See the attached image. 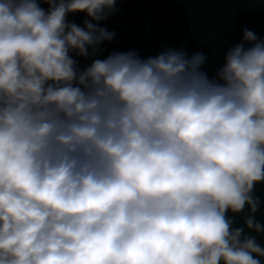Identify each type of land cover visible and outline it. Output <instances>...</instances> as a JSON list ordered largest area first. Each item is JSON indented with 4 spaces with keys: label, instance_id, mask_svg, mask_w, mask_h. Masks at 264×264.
Wrapping results in <instances>:
<instances>
[{
    "label": "clouds",
    "instance_id": "clouds-1",
    "mask_svg": "<svg viewBox=\"0 0 264 264\" xmlns=\"http://www.w3.org/2000/svg\"><path fill=\"white\" fill-rule=\"evenodd\" d=\"M43 2L0 0V264H261L226 213L264 181V40L214 79L173 49L78 71L117 0Z\"/></svg>",
    "mask_w": 264,
    "mask_h": 264
},
{
    "label": "water",
    "instance_id": "water-1",
    "mask_svg": "<svg viewBox=\"0 0 264 264\" xmlns=\"http://www.w3.org/2000/svg\"><path fill=\"white\" fill-rule=\"evenodd\" d=\"M37 3L46 13L49 11V4L43 0ZM86 19L90 20L85 12L66 16L67 23L80 27ZM92 22L115 35L112 40L103 41L95 52L89 48L87 57L71 52L78 71L85 70L94 59H105L115 52L135 51L146 59L173 49L189 57L202 53L206 60L201 71L214 79L228 50L243 40L245 29L264 40V0H117L115 9L105 19ZM251 195L258 201L254 213L246 205L238 213L229 210L226 217L232 221L233 229H243L241 239L254 238L264 248V231L249 229L245 223L253 216L264 226V181L255 184ZM255 258L264 264V257Z\"/></svg>",
    "mask_w": 264,
    "mask_h": 264
}]
</instances>
